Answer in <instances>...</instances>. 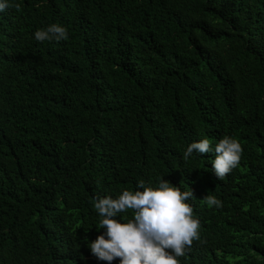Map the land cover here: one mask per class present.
<instances>
[{"label":"trees","instance_id":"trees-1","mask_svg":"<svg viewBox=\"0 0 264 264\" xmlns=\"http://www.w3.org/2000/svg\"><path fill=\"white\" fill-rule=\"evenodd\" d=\"M9 2L21 10L0 13V264H107L89 248L107 232L96 197L162 178L193 190L200 221L178 264H264V0ZM54 23L67 40L35 39ZM225 135L243 155L223 180L214 152L183 159ZM211 193L222 206L202 203Z\"/></svg>","mask_w":264,"mask_h":264},{"label":"clouds","instance_id":"clouds-1","mask_svg":"<svg viewBox=\"0 0 264 264\" xmlns=\"http://www.w3.org/2000/svg\"><path fill=\"white\" fill-rule=\"evenodd\" d=\"M21 5L9 0H0V13ZM34 37L39 42L57 43L69 38L68 30L60 24H50L37 30ZM200 155L215 153L211 161L214 174L223 180L227 174L239 166L243 147L239 140L225 135L215 143L201 139L191 143L182 153L187 161L193 153ZM136 191L124 189L115 198L109 195L96 197L94 208L100 216V229H107L89 244L91 254L100 261L112 264L120 258V264H178L190 250L194 241L200 240L194 207L187 201L194 197L193 190L181 192L180 187L170 181L160 179L155 187L140 180ZM209 208L220 207L222 202L212 193L202 199ZM131 210L133 219L118 216ZM107 237V238H106Z\"/></svg>","mask_w":264,"mask_h":264}]
</instances>
